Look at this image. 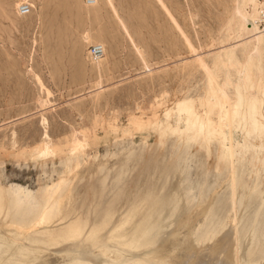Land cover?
Listing matches in <instances>:
<instances>
[{
    "label": "rangeland",
    "instance_id": "1",
    "mask_svg": "<svg viewBox=\"0 0 264 264\" xmlns=\"http://www.w3.org/2000/svg\"><path fill=\"white\" fill-rule=\"evenodd\" d=\"M239 9L253 5L0 0V180L40 199L65 188L69 213L23 232L2 264L25 254V264H196L203 249L191 240L215 229L219 209L207 205L229 194L232 160L264 186V48L255 52ZM92 43L103 58H90ZM252 100L257 123L233 113ZM257 203L238 213L240 232ZM146 219L155 238L139 241Z\"/></svg>",
    "mask_w": 264,
    "mask_h": 264
},
{
    "label": "bare ground",
    "instance_id": "2",
    "mask_svg": "<svg viewBox=\"0 0 264 264\" xmlns=\"http://www.w3.org/2000/svg\"><path fill=\"white\" fill-rule=\"evenodd\" d=\"M249 2L253 5L252 13H248V12L244 13L240 9L238 10V12L240 13L242 19L245 22V27L247 29L249 36L253 37L257 41L256 42L257 44L254 48L255 52L260 53L262 47L264 48L263 46L264 44H261L262 40L264 39V31L261 30L262 28L260 29V27H258L256 23V19H257L256 11L258 6V0H249ZM94 3H96V0L87 2V4L89 5H92ZM29 11L30 8L27 12H23V13L21 12V13L25 14L28 13ZM102 46L104 48V53L98 58H93L89 55L91 59L98 60L105 56L106 49L104 45ZM257 103H258L257 100H252L251 104L248 106V110H246L244 114H242L239 108L236 106L235 110L232 109L233 113L237 114V116L239 117L242 116L246 118L248 116L252 117L255 123H257V120L254 117L257 110L259 109ZM189 110L190 108L188 107L187 111L189 112ZM221 112L223 115L227 116L228 118L227 122L231 123L233 118H231L230 116L231 113L230 106L226 104L225 108H223ZM194 126L195 125L193 122L191 124V127ZM205 127L206 126L204 123L200 124V129H201L200 134L206 129ZM254 131L255 130L251 128V130H249V133L252 134L254 133ZM262 131H264V128L262 129ZM187 152H188L187 150L184 151L181 159L187 154ZM231 164H233L232 166H234L232 168H235L236 175L231 176L230 177L231 182H228L230 187V192H228L229 194L227 193L228 194L227 196L225 194L224 199L222 198L223 199L222 202L219 203L216 198V199H212L210 203L207 205L208 211L212 210V208L219 209V211H217L216 213L217 223L215 229L213 230L211 228L212 230L210 229L209 232L200 236L198 235L197 237L195 236V239L191 240V242L194 241V248L197 249L198 253L200 252L201 249H203V251L197 254V256L199 257L196 264H264V220L261 219L262 217L260 218V216L262 215L264 217V214L260 211V209L264 206V186L261 183L260 176H256L252 182H249L246 179L247 168L243 169L239 163L237 165V162L234 159L232 160ZM179 165L181 164L178 163L177 166ZM182 174L183 173L181 172V178H183ZM106 183H107V178L103 180V184L105 185ZM219 184H222V182ZM227 187L228 185L226 186V189ZM193 189L194 187H190V190H187L186 194L188 195L190 191H192ZM65 194H66V189L62 188L60 191L52 192L47 198L40 199L36 196H32L28 194L23 190V188L11 187V186L4 187L2 181L0 180V229L4 227L7 229L9 234H11L10 235L11 237L6 238V236L2 233V231L0 232V264L3 263L5 257L12 254L15 247L14 241L23 232H25L26 230L29 231V229H32L33 227L49 225L52 222H54L56 219H60L61 217L63 218L69 217V213L64 212V206L61 203V198L65 196ZM172 195L173 196H171L172 198L170 200V203H174L176 205L174 199L179 202L181 194H179V192L176 191ZM258 200L260 203L259 205L260 209L257 208L253 216L250 213L254 210L251 211L250 209L251 212L249 213L250 215L248 214L249 217L247 218V220H249L250 218L251 221H247V220L245 221L243 219L244 222H246L244 223L246 227L244 226L243 227L244 230L240 232L238 228V213L243 207L245 210H247V208H250L251 206L253 208L254 202H257ZM257 204L256 206H258ZM176 209L177 206L175 207V210ZM213 210L215 211V209ZM157 212L160 213L161 210L159 209ZM207 212L204 215H202L201 219H199L197 224L194 225V229L198 228L203 224L207 216ZM159 213H153L154 221L158 220V217L160 215ZM30 214L31 216H29ZM209 217H212V215ZM146 220L147 223L145 224V228L141 230L136 236L137 240L139 241L140 240L149 241L155 238L157 225L156 223L152 222V219L150 220L146 219ZM214 220L215 219H213V221ZM213 221L211 219L210 222L213 223ZM210 222L208 224L206 223L208 225L207 226L208 229ZM211 226L213 227V225ZM32 241L34 243L41 244L42 241L44 242V239L43 237L34 236L32 238ZM191 242L187 243L186 241L185 244L183 245V248L187 249L192 247ZM256 249H262L263 253L260 254V252L258 251L260 254V256H258L259 258L255 257L256 259H253L251 257L255 253ZM27 255L28 254L24 255L25 256L24 260L19 259V261H15L14 264L17 262H18L17 264L27 263L29 261V259H27L29 258V256ZM241 255H243V257ZM240 259H242L241 262ZM188 260L189 259H186V261H183L182 264H188L187 263Z\"/></svg>",
    "mask_w": 264,
    "mask_h": 264
},
{
    "label": "built area",
    "instance_id": "3",
    "mask_svg": "<svg viewBox=\"0 0 264 264\" xmlns=\"http://www.w3.org/2000/svg\"><path fill=\"white\" fill-rule=\"evenodd\" d=\"M92 0H86L91 2ZM20 12H27L29 5L27 3H21L19 7ZM257 26L264 29V0H258V16L256 19ZM89 55L93 58H98L104 53V48L101 44H89L88 46Z\"/></svg>",
    "mask_w": 264,
    "mask_h": 264
}]
</instances>
